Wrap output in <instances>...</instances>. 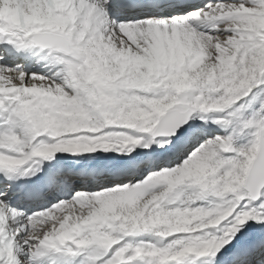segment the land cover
<instances>
[{"label":"snow or ice","instance_id":"snow-or-ice-1","mask_svg":"<svg viewBox=\"0 0 264 264\" xmlns=\"http://www.w3.org/2000/svg\"><path fill=\"white\" fill-rule=\"evenodd\" d=\"M0 264H264V0H0Z\"/></svg>","mask_w":264,"mask_h":264},{"label":"bare ground","instance_id":"bare-ground-1","mask_svg":"<svg viewBox=\"0 0 264 264\" xmlns=\"http://www.w3.org/2000/svg\"><path fill=\"white\" fill-rule=\"evenodd\" d=\"M34 70H39V69L37 68V69H34Z\"/></svg>","mask_w":264,"mask_h":264}]
</instances>
